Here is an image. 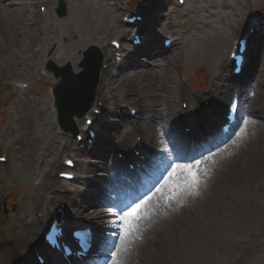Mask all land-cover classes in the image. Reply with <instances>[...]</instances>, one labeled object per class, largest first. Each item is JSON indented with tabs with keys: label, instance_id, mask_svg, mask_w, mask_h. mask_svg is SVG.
Returning a JSON list of instances; mask_svg holds the SVG:
<instances>
[{
	"label": "bare ground",
	"instance_id": "obj_1",
	"mask_svg": "<svg viewBox=\"0 0 264 264\" xmlns=\"http://www.w3.org/2000/svg\"><path fill=\"white\" fill-rule=\"evenodd\" d=\"M65 1L68 17L64 20L66 26L63 25L65 31L62 40L68 42L66 49L64 51L55 38H48L46 46L48 49L53 45L58 46V51H62L63 55L56 65L62 67L70 63L74 74L80 71L78 63L81 58L77 56L80 51L92 46L99 49L103 55H107L109 57L108 68L101 73L96 97L102 101L101 109L108 119L122 120L120 126L109 124L108 129L111 132L114 131L116 144L102 139V144H104L102 146H105V149L99 150L102 146L98 145L93 155L101 161L111 163V159H108L113 151L117 150L125 153L127 159H134L130 150L133 143L131 139L137 135L142 138L148 149L155 148L158 139L165 140L173 157L166 175L151 179L135 197L130 199L127 205L139 202L133 210L127 209L126 203L116 204L118 214L115 221L110 222L113 228L110 237L112 240L107 247L104 260L106 264H166V261L168 264L187 263L189 257L184 256L186 252L174 250L170 252L168 258L154 244L157 237L155 236L154 241L151 230L159 227L158 215L160 211H165L167 208L164 203L161 204L160 199L164 200L176 190L183 188V182H181L183 177L203 164L213 153L200 158V165L187 158V155L195 149L193 141L198 139L195 136L201 130H208L216 117H220L226 96H229L231 91L240 92L242 95L243 110L239 119L242 125L239 132L237 131L238 135L234 137L233 134L232 139L229 138L221 153L222 157L231 155L232 164H235L234 167L229 168L228 178L231 182L242 181V187L249 188L256 174L264 171V38L253 41L256 44L252 46L253 50L249 56L250 63L245 76L237 80L228 74V61L226 60L215 67L218 72L216 78L212 79L208 92L200 96L185 89L178 80L176 70L181 54L175 50L182 44L181 39L174 40L173 45L166 48L160 45L161 36L155 34V28L161 25V19H165L159 16L163 2L145 0L147 8L145 6L141 9L143 10L142 15L146 18L147 27L152 24V28L150 31L148 28L145 29L147 32L145 34L146 45L138 53L136 51V54L144 58L146 65L134 61L128 64L130 65L129 71H125L113 61V56L110 54L112 51L105 43L109 37L117 36L115 33L117 29L121 28L122 32H125L126 28L118 20L120 14L118 8L122 5V0H112L111 3L107 0ZM39 4L49 6L46 13L37 14L36 9ZM55 4L56 0H0V30L4 32L7 40L10 41L16 36L22 44H27L28 41L40 36L44 27L53 24L52 10ZM252 20V16L248 15L239 21L238 28L231 29L230 37L237 34L240 28L245 29ZM111 24L117 27L109 31L108 26ZM224 40L216 37L207 41L201 55L205 62L215 63L217 56L221 55ZM28 47L25 46L26 49ZM32 48V54L28 56L22 54L20 58H33L37 52L33 46ZM197 65L198 62L192 64L190 68L194 69ZM203 66L206 67V63ZM24 95L22 93L21 99L15 105L17 115L10 127L15 141L7 149L8 162L5 165L0 164V171L9 176V172L13 173L10 167L20 169L17 173L24 178L27 191L25 197L19 199L18 202L19 211L22 213L18 217V222L21 220L25 222L12 226L4 236L3 242L0 243V264H32L31 252L42 247L39 238L41 230L48 221L47 214L50 209L47 201L50 197L59 200L67 199L72 206H76L79 199L86 204L96 197L88 195L89 191L74 196L66 191L61 193L58 190L61 179L53 177L52 173L62 166L60 152L73 150L72 136L56 135L53 118L57 113L54 112L50 120L42 125L41 135L33 139L30 134L33 108ZM203 99L209 101L208 107L202 103ZM179 102L188 105L186 111L178 106ZM122 104H125L126 108L135 109V116L122 115L119 109ZM250 114L251 116L253 114L255 120L250 119ZM183 124L187 128L191 127L192 132L188 134L182 132L180 126ZM247 149H252L251 153H247ZM217 154L212 155L214 157ZM236 160L242 161L243 164L246 163L242 165L243 167L237 168ZM82 166L84 164L79 167ZM95 170V167L90 164L85 168L86 173L91 176L96 172ZM120 174H123L122 171L119 172V176H125ZM159 177L161 183L158 191L151 193V196L147 198V192L151 191V186ZM78 182L90 189L93 183L83 178H79ZM122 186L117 189V193H123L127 187L130 188L127 184ZM258 206L260 208L262 205ZM261 208L260 212H262ZM41 210L44 211V216L39 219L37 212L39 214ZM75 211L74 214L78 215L85 214V212L88 215L92 214L86 205L79 206L78 211ZM136 215L139 220L133 223L129 216Z\"/></svg>",
	"mask_w": 264,
	"mask_h": 264
},
{
	"label": "rangeland",
	"instance_id": "obj_2",
	"mask_svg": "<svg viewBox=\"0 0 264 264\" xmlns=\"http://www.w3.org/2000/svg\"><path fill=\"white\" fill-rule=\"evenodd\" d=\"M59 1L56 0L52 11L53 24L44 27L41 35L28 41L27 44H22L16 36L10 41L7 40L4 32L0 30V155L2 156L7 155V149L15 141L10 127L17 115L15 105L21 99V93H27L24 96L29 99L26 101L30 102L33 108L30 132L33 139L41 135L42 125L50 120L48 91L55 87L56 81L50 74L45 77L41 74L49 62H53L58 67L56 63L63 55L56 45L48 49L47 39L55 38L64 51L68 43L62 40L65 31L63 25L66 26L64 20L68 17L67 9V14L63 18L55 13ZM136 1L140 0H122L124 7ZM41 7L49 8L46 4H39L36 9L37 14ZM248 15L256 18L263 16L264 0H189L183 10L173 6L169 10H161L159 16H165V19H161L162 23L155 28L156 31L171 37L181 35L182 44L175 50L181 54L176 73L185 89L200 96L208 92L212 79L216 78L218 73L215 67L223 62L224 53L236 36L235 33L230 37L231 29L237 27V23ZM32 27L35 28L33 25ZM115 27L111 24L108 30ZM216 37L226 40L223 41L221 55L217 56L215 63L205 62L201 55L206 43ZM25 46H29L28 49ZM32 46L38 50L41 48V53L35 54L33 58L21 59L22 54L27 56L32 54ZM81 54L80 51L77 56L81 58ZM196 62H198L196 68L191 69L190 66ZM204 62L206 67L203 66ZM23 84L31 88L22 91ZM228 97L227 95L225 102ZM205 102L208 101L203 99L202 103ZM178 106L186 111L188 105L179 102ZM252 116L250 119L254 118ZM79 125L80 120L76 122V126ZM111 136L113 133L110 134ZM251 150L246 151L251 153ZM221 153L222 150L219 151L218 156L216 155L217 157L211 156L196 167L190 177L185 175L181 180L183 188L176 190L164 200L160 199L161 204L164 203L167 208L158 215L159 227L151 230L154 241L157 237L154 244L168 258L170 252L174 250L186 252L184 256L189 259L183 264H264V171L256 174L249 188H244L242 181L231 182L228 178L229 168L234 167L235 164H232L231 155L222 157ZM115 154L113 153L112 159L115 158ZM236 161L237 168L246 163ZM10 168L13 173L9 172V176L0 171V243L12 226L25 222V220L18 222V217L22 214L18 202L25 197L26 182L17 173L20 169ZM61 170L62 168L57 172ZM258 205H262V208L260 207L262 212L259 211ZM70 206L71 204L68 207ZM129 217L133 223L139 220L137 215ZM31 259L35 262L33 256Z\"/></svg>",
	"mask_w": 264,
	"mask_h": 264
},
{
	"label": "water",
	"instance_id": "obj_3",
	"mask_svg": "<svg viewBox=\"0 0 264 264\" xmlns=\"http://www.w3.org/2000/svg\"><path fill=\"white\" fill-rule=\"evenodd\" d=\"M52 69V68H51ZM56 79H58V77H61V81L58 83V85L56 86V90H57V95H58V101H59V106H63V100H62V96L66 95L68 92V90L71 89V84L73 83V80H70V78L65 75L63 72H56ZM72 100L74 101L73 97Z\"/></svg>",
	"mask_w": 264,
	"mask_h": 264
}]
</instances>
